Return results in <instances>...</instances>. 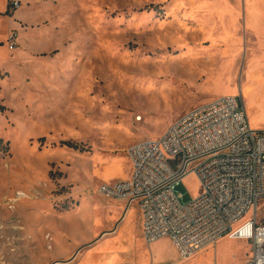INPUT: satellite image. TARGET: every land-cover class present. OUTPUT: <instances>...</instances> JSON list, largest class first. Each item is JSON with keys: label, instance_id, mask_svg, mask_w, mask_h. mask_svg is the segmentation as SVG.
<instances>
[{"label": "rangeland", "instance_id": "obj_1", "mask_svg": "<svg viewBox=\"0 0 264 264\" xmlns=\"http://www.w3.org/2000/svg\"><path fill=\"white\" fill-rule=\"evenodd\" d=\"M263 86L264 0H0V264L177 263L169 238L142 237L137 202L116 226L125 203L100 193L104 177L223 95L264 129ZM178 191L189 202L200 182L190 174ZM250 256L224 237L191 264Z\"/></svg>", "mask_w": 264, "mask_h": 264}, {"label": "built area", "instance_id": "obj_2", "mask_svg": "<svg viewBox=\"0 0 264 264\" xmlns=\"http://www.w3.org/2000/svg\"><path fill=\"white\" fill-rule=\"evenodd\" d=\"M14 1L12 7H20ZM17 33L8 37L11 50ZM131 175L104 183L100 193L130 207L138 203L147 243L169 238L178 264L224 237L251 245L246 264H264V130L253 129L238 95H223L180 115L162 137H147L128 149ZM194 174L201 192L183 202L178 191Z\"/></svg>", "mask_w": 264, "mask_h": 264}, {"label": "crops", "instance_id": "obj_3", "mask_svg": "<svg viewBox=\"0 0 264 264\" xmlns=\"http://www.w3.org/2000/svg\"><path fill=\"white\" fill-rule=\"evenodd\" d=\"M258 75H260V74L257 73V72H254V71H253V72H251V74H250V76H249V79L254 78V77L258 76ZM245 86L247 87V93H246V96H248L249 84L247 83ZM249 101H250V99H249ZM246 109H247V108H246ZM246 111H247V110H246ZM261 130H264V129H261ZM129 161H130V160H129ZM119 171H120V172H119ZM110 174H112V175H110ZM109 175H110V176H109ZM130 175H131V163H130V165H129L128 171H126V172H124V173L121 171V167H120V165H119V163H118V165H116V166L110 168V170H109L108 173H107V177H104V179H105V181H106L105 183H112V182H115V181H119V180L127 179V178L130 177ZM114 177H116V178H114ZM125 207H126V204H125V205L123 204V207H120L121 209H120V211L118 212L119 215H120V219L118 220L116 226H118V223H120V222H121V219L124 218V216H125V213H126V211H125ZM141 223H142V220H141ZM141 235H142V224H141ZM142 237H143V235H142ZM168 240L170 241L171 247H172V249H173V251H174V253H175V258L179 259L178 252H177V250H176L174 244L172 243V241H171L170 239H168ZM217 243H218V242H217ZM174 262H175V261H174ZM178 263H179V261H177V263H174V264H178Z\"/></svg>", "mask_w": 264, "mask_h": 264}, {"label": "bare ground", "instance_id": "obj_4", "mask_svg": "<svg viewBox=\"0 0 264 264\" xmlns=\"http://www.w3.org/2000/svg\"><path fill=\"white\" fill-rule=\"evenodd\" d=\"M197 1H198V0H197ZM200 2H201V1H200ZM260 75H261V74H260ZM258 76H259V75H258ZM256 77H257V76H256ZM255 79H256V78H255ZM253 83H254V82H253ZM251 84H252V83L249 84L248 95H250V92H251ZM253 86H254V85H253ZM263 87H264V86H263ZM263 87H262V89H263ZM262 89H261V91H263ZM253 90H254V89H253ZM257 93H258V92H257ZM255 100H256V99H255ZM262 100H263V99H262ZM260 101H261V100H260ZM253 102H254V99H250V101H249L250 104H249V105H250L252 108H253V106H254ZM255 104H256V101H255ZM252 105H253V106H252ZM256 107H257V106H256ZM245 109H246V108H245ZM116 165H118V163H115L112 167H114V166H116ZM112 167H111V168H112ZM109 169H110V168H109ZM20 194H22L24 197H26V196H25V193H22V192H21ZM114 254H115V253H114ZM109 256H110V255H109ZM104 258H105V259H104ZM104 258L102 259V257H101L100 260H99V259H98V260H92V263H93V264H112V262L109 263V261L106 260V257H105V256H104ZM115 259H116V258H115ZM111 260H112V259H111ZM113 261H114V257H113Z\"/></svg>", "mask_w": 264, "mask_h": 264}]
</instances>
